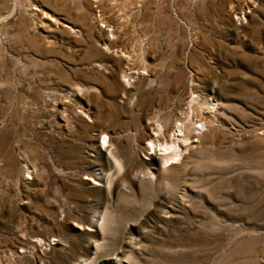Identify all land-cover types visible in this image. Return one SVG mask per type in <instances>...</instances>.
I'll use <instances>...</instances> for the list:
<instances>
[{
    "label": "rangeland",
    "instance_id": "obj_1",
    "mask_svg": "<svg viewBox=\"0 0 264 264\" xmlns=\"http://www.w3.org/2000/svg\"><path fill=\"white\" fill-rule=\"evenodd\" d=\"M0 264H264V0H0Z\"/></svg>",
    "mask_w": 264,
    "mask_h": 264
},
{
    "label": "bare ground",
    "instance_id": "obj_2",
    "mask_svg": "<svg viewBox=\"0 0 264 264\" xmlns=\"http://www.w3.org/2000/svg\"><path fill=\"white\" fill-rule=\"evenodd\" d=\"M102 27L103 25L101 28ZM200 125L202 124L200 123ZM173 127V131L171 129V132H169V124H158L152 128L151 132L148 131L145 135L147 140L149 139L147 148L151 149V152L154 154L162 155V157L165 158L164 162L166 164H172L174 162L173 160L180 155L182 150L181 144L184 146L183 148L189 149L193 147L197 141V139H194L190 142L188 141L194 137L195 133H192L193 131L190 132V125H187L186 121H180L179 124H175ZM104 141L108 142L109 145L113 144L111 139L107 140V135L104 136ZM110 153L115 158V160L119 161L115 149H111Z\"/></svg>",
    "mask_w": 264,
    "mask_h": 264
}]
</instances>
